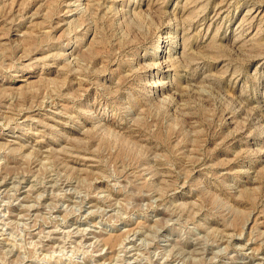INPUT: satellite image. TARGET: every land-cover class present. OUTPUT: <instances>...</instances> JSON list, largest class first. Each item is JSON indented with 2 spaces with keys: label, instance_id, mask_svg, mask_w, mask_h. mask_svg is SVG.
<instances>
[{
  "label": "rangeland",
  "instance_id": "obj_1",
  "mask_svg": "<svg viewBox=\"0 0 264 264\" xmlns=\"http://www.w3.org/2000/svg\"><path fill=\"white\" fill-rule=\"evenodd\" d=\"M0 264H264V0H0Z\"/></svg>",
  "mask_w": 264,
  "mask_h": 264
}]
</instances>
